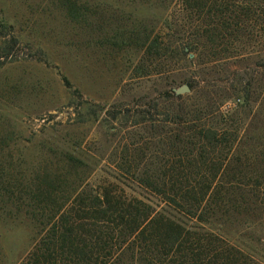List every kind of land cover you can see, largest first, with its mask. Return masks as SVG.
<instances>
[{"label":"trees","instance_id":"1","mask_svg":"<svg viewBox=\"0 0 264 264\" xmlns=\"http://www.w3.org/2000/svg\"><path fill=\"white\" fill-rule=\"evenodd\" d=\"M154 2L164 18L137 33L147 61L177 51L198 67L256 60L264 69V0ZM204 85L198 106L168 90L182 103L164 119L150 112L152 101L112 105L111 120L135 108L140 118L129 127L144 126L150 135L124 146L100 187L86 191L81 179L62 202L31 206L38 231L22 264H264L256 236L264 230V76L227 88L214 79ZM232 97L235 106L226 104Z\"/></svg>","mask_w":264,"mask_h":264},{"label":"rangeland","instance_id":"2","mask_svg":"<svg viewBox=\"0 0 264 264\" xmlns=\"http://www.w3.org/2000/svg\"><path fill=\"white\" fill-rule=\"evenodd\" d=\"M73 1L75 10L69 13V0H0L4 264H22L32 244L38 231L30 218L32 205L49 199L62 202L81 179L86 191L100 187L114 172L113 162L125 152L124 146L150 135L144 126L129 127L140 118L135 108L111 120L112 105L132 109L152 101L150 112L164 119L182 101L203 103L208 89L204 81L214 79L227 88L264 76L256 60H233L208 69L170 51L164 59L147 61L141 47L144 37L138 34L143 26L155 29L166 12L154 0ZM166 25L158 33L163 40L168 37ZM63 76L72 87L64 84ZM188 80L195 87L180 94L184 100L168 98V90ZM236 100L232 97L226 104L235 106ZM51 186L59 190L53 197L46 193ZM256 236L264 243V230H257Z\"/></svg>","mask_w":264,"mask_h":264},{"label":"water","instance_id":"3","mask_svg":"<svg viewBox=\"0 0 264 264\" xmlns=\"http://www.w3.org/2000/svg\"><path fill=\"white\" fill-rule=\"evenodd\" d=\"M190 90H191V88L189 87L188 84H183L181 87L174 89V91L178 95L183 94V93H186V92H190Z\"/></svg>","mask_w":264,"mask_h":264}]
</instances>
